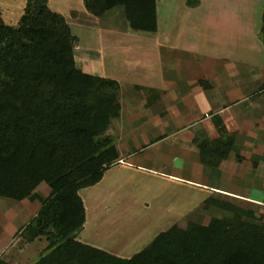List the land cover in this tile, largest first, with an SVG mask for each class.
<instances>
[{
	"label": "rangeland",
	"instance_id": "obj_1",
	"mask_svg": "<svg viewBox=\"0 0 264 264\" xmlns=\"http://www.w3.org/2000/svg\"><path fill=\"white\" fill-rule=\"evenodd\" d=\"M28 1L0 0L5 23L17 26L26 12ZM183 1L185 0H158L157 4L158 20L162 24L158 29L159 41H166L164 46L167 45L170 51H175L174 64L175 61L181 60L178 58L182 56L177 49L178 46L197 54L198 51H203L210 55L226 51L229 46L232 51H241V48L249 51L251 45L254 47L253 52L260 48L255 43V35L252 37L250 34L249 28L251 27L252 31L253 23H256L255 25L260 23L264 0H205L206 17L204 13L192 9V6L184 5ZM47 2L52 11L65 18L77 38L74 50L77 68L95 77L117 81L120 86H129L127 87L129 91H124V94L120 91L116 96L117 101L113 104L120 109V117L112 121L109 132L117 137L119 160L108 167L100 184L80 191L87 210L86 225L79 236L81 242L123 258H130L147 248L159 233L173 226L185 228L192 222L207 225L213 218L230 219L232 217L230 212L212 205L208 206V202L216 200L243 207L229 197L230 189L237 190L250 200L264 202L263 112L256 111L257 114L249 118V121L255 122L256 129L253 123L250 125L245 123L244 126L240 119L237 122L232 119L231 131H234L236 126L238 128L241 126L246 129L243 135L249 136L253 135V132H258L260 138L244 137L236 141V144L234 141L231 150L233 158L239 162L241 156L244 162L238 164L240 168L234 172V176H230V171L227 170L218 173L217 168L223 160L210 151L207 154L208 159H205L216 164L213 166L204 164L199 149V144L203 141H229L216 134L218 128H215V123L218 117L214 111L197 114L198 120L186 122L182 119L183 107H178L177 103L168 107L162 104L158 108L157 105H153L156 103L152 100L142 101L143 93L147 94L149 91L137 87L143 85L135 81L137 80L135 76L132 75L131 80L126 76L130 81L128 84L124 83L127 81L124 80L125 77H122L121 84L117 80L116 73L122 70L123 66L125 69L134 68L138 58L145 56L144 50L141 48L134 50L132 44L126 43L132 33L124 28L127 26L125 9L119 8L103 17H97L85 8L84 0ZM250 6L252 11L249 10ZM165 18H169L171 28H167ZM162 22H165L167 27ZM181 26L185 31L179 32ZM113 31L117 34L111 36ZM181 34L185 36L184 41L181 40ZM119 39H121L119 42L116 41ZM160 45L163 46L162 43ZM164 51L165 48L161 51V58L167 52ZM147 59H150L149 56ZM163 65L165 67L164 63ZM112 69L113 74L109 73ZM254 79L258 82L255 86H249L245 92L238 89L241 87L239 86L232 95L226 97V100L233 99V103H236L234 101L241 100L243 94L249 95L247 99L251 101L243 102L232 112L254 109L253 105L257 104L264 108V93L260 94L261 86H258L264 85V74L257 73ZM189 86V83H184L182 87L185 91L179 89L178 94L181 98L183 95L191 94L189 91L192 88ZM212 88L214 90L215 86ZM206 92L212 93L208 90ZM103 95L107 96L106 92ZM139 100L142 107L137 106ZM193 109L199 110L197 106ZM248 114L251 116L252 112ZM243 150L245 155L241 154ZM172 160L173 167H177L175 170L170 166ZM185 160L188 164H184ZM149 169H161L158 173L168 176ZM171 174L175 177L170 176ZM214 182L216 184L220 182L224 187L222 188L224 193L216 190ZM46 188L48 186L43 184L37 189L44 200L49 197ZM13 204L15 210H10L8 215L7 223L12 226L7 231V237L11 231L16 232L26 221L30 222L32 211L42 206L40 201H36L31 202L32 208H26L30 206L29 200L21 203L13 201ZM257 218L262 222L264 215L259 214ZM16 237V248L8 255L11 264H36L41 255L47 252L49 242L46 237L39 238L36 245H27L29 242L22 236Z\"/></svg>",
	"mask_w": 264,
	"mask_h": 264
},
{
	"label": "trees",
	"instance_id": "obj_2",
	"mask_svg": "<svg viewBox=\"0 0 264 264\" xmlns=\"http://www.w3.org/2000/svg\"><path fill=\"white\" fill-rule=\"evenodd\" d=\"M84 4L97 17L122 7L133 30L158 31L157 0ZM198 4L187 0L189 6ZM258 37L264 47V10ZM76 41L47 0H29L17 26L6 24L0 9V195L42 203L19 233L29 243L47 238V252L36 264H264V220L252 209L216 200L208 206L230 212V219L173 226L130 258L79 240L87 221L80 191L100 184L119 160L117 137L109 132L120 117L113 104L120 85L78 69ZM233 143L203 141L202 162L216 164L205 159L210 151L227 159ZM43 184L50 189L47 200L37 192ZM0 264L9 263L0 259Z\"/></svg>",
	"mask_w": 264,
	"mask_h": 264
},
{
	"label": "crops",
	"instance_id": "obj_3",
	"mask_svg": "<svg viewBox=\"0 0 264 264\" xmlns=\"http://www.w3.org/2000/svg\"><path fill=\"white\" fill-rule=\"evenodd\" d=\"M198 1H199V5L196 8L192 7V9H197V12L204 13V16L206 17L207 16V13H205L206 6L204 5L205 0H198ZM183 3L184 5H187V0L183 1ZM157 4H158V0H157ZM249 8L250 11L253 10L251 6ZM157 11L159 13L158 6H157ZM165 20L167 22L166 24L168 27L166 26L165 22L164 23L162 22L164 26L167 28H171L169 27L171 26V24L169 25L168 23L169 18L168 19L165 18ZM126 22H127L126 24L127 26L124 27L125 30L131 31L132 33V36L127 38L126 43L127 44L129 43L130 45L132 44L134 50H136L135 48L137 49L141 48L142 50H144L143 53H145V56L146 55L147 56L146 57L143 55L142 57L140 56L141 58H138L137 63L134 64L135 65L134 68L130 67L125 69V66H123V69L119 70L116 73V75L118 76L117 80H119L120 84L123 83L122 77L126 78V76H128L130 78L129 80H131L132 75L135 76V78H137V80L135 81L140 82L143 85L137 87H141L142 89H147L146 91H149L147 92V94L143 93L144 95H142V99L144 100L142 101L149 102L150 100H152L154 103H156L153 105L154 106L157 105L158 108L161 107L162 104H165L168 107L169 105L174 106V103L175 104L177 103L178 107L181 108L183 107L182 119L185 120L186 122H190V121L193 122L195 120H198L199 115L197 114H205L209 111H214L215 115L217 117H220L221 124H223L224 133L222 132L221 135L218 130L216 132V134L218 133L219 137H222V139L226 138L228 140H233L235 141L236 144V141H240L244 137L246 139L260 138V136L257 134L258 132H253V131H252L254 133L253 135L251 134L249 136L248 135L246 136V134L243 135V133L246 132V129L245 127L243 128L241 126H239V128L236 126V129L234 131H231V125L233 122L232 119H234L236 122L237 120L239 121L240 119L241 122H244L241 123L244 124V126L245 123H249L248 125H250L251 123L254 124L255 122L249 121V118L253 117L255 113L257 114L256 111L263 112V116H264V108H262L257 104L255 106L253 105L254 109H250L251 111L249 109H248L249 111L240 109L237 110V112H232L233 110L238 108L240 104H243V102L246 103V102H250L251 100L247 99L249 95L244 96V94L241 100L234 101L236 103H233V99L226 100V97L230 96V94L232 95L233 91L235 92L237 90V87L239 86L241 87L238 89H241L242 92L244 90L246 91L247 89H249V86H255V83H258L255 82L256 79H254L255 76H257V73L264 74V47L258 37L262 19L260 23H257V25H255L256 23H253L254 26L252 28V31L250 30L251 27L249 28V32L250 34H252V37L255 35V43H257L258 44L257 46L260 47L259 49L254 50V52L252 51V49L254 48L252 45L249 47V51L244 50L242 48L241 51H232L230 50L232 48L229 46L226 48V51H219V53L213 55L203 53V51H198L197 54L196 52H191L188 51L187 49H184L182 46L180 47L176 46L178 51L181 52L182 56L178 58L181 60L175 61V64L173 63L174 62L173 54L175 53V51L173 50L170 51V48L167 45L164 46L166 41L165 42L159 41L160 36L158 35L160 31L153 33L135 31L130 27L129 22L127 20ZM160 25L162 26V24H160L158 20V26H159L158 29H160L161 27ZM180 31L182 32L185 31L184 27L181 26L179 28V32ZM115 34H117V32L113 31V35L111 36H114ZM182 35L183 34H181V40L184 41L185 36ZM121 39L116 41L119 42ZM188 39H189L188 36H186V40ZM144 40H146V42ZM159 42L162 43L163 46L160 45ZM249 42L250 44H252L251 41ZM164 48L165 51L167 52L166 54H164V56H162L163 58H161V51H163ZM148 56L150 59H147ZM211 59L213 60V65H211L212 64ZM163 63L165 64V67ZM104 71H106V69ZM109 73L113 74L114 69H112ZM124 80H127V78ZM124 83L128 84L130 83V81L127 80ZM184 83L186 84L189 83L190 84L189 87H191L192 90L189 91L191 94H188L186 96L183 95L181 98L178 93H179V89L185 91V89H183L182 87ZM212 86H215L214 90H212L213 89ZM258 86H261L259 89V91H261L260 94L264 93V85L261 84ZM127 87L129 86H120L121 90H119V92L121 91V93L124 94V91H129ZM206 90H208V92L211 91L212 93L207 94ZM190 96L191 98H188ZM141 105L142 104L140 101L139 105L137 104V106L142 107ZM194 106H197L199 110L193 109ZM249 112H252L251 116L248 114ZM122 114H124V112H122ZM256 127H257L256 124H254L255 129ZM215 128L217 127L215 126ZM232 153L233 152H230L229 158L223 160L221 164L218 166V168L216 167L219 171L218 173L226 172L227 170L230 171L229 173L230 176L232 175L234 176L235 175L234 172H236L240 168L239 167L240 165L238 164H240V162H244V159H242L240 156L239 162L235 161V158H233L234 156ZM241 154L245 155L244 150L241 151ZM184 164H188V161L185 160ZM170 166L173 169L174 168L177 169V167H173V160L172 162H170ZM126 167L131 168V166H126ZM140 167L145 169V167L142 166ZM149 170L158 173L159 170L161 169L159 170L149 169ZM161 175L168 176L166 174H161ZM170 176L175 177L172 174ZM214 184H216V182H214ZM215 188L216 190H219L218 191L219 193H224V191H222L224 187L221 186L220 182L216 184ZM45 191L48 193L49 196L50 189L46 188ZM236 191L237 190L230 189V192L228 193L230 195L229 197H232L235 202L240 203L245 209L254 210L256 215L259 214L264 215V210H262L264 209V205H263L264 202L250 200L249 198L239 194L238 191L237 192ZM9 201H10L9 199H6L2 195H0V259L4 258L3 259L4 261L11 264L8 255L10 252H12V249L16 248V243H15V239L17 238L16 236H18L21 229L27 226L30 222L26 221L25 223H23L21 226L18 227L16 232L10 230L11 232L9 234V237H7L6 236L8 234L7 231L12 226V224L7 223L8 215L10 213V210H15V207L13 206L14 205L13 201L12 200L11 202ZM26 201L27 200L23 202ZM27 207L32 208L31 202H30V206H26V208ZM41 208L42 206L32 211V217H31L32 219L37 216ZM36 241L32 243H27V245H32V244L36 245ZM18 249L19 248H17V250ZM15 258L17 259V256Z\"/></svg>",
	"mask_w": 264,
	"mask_h": 264
}]
</instances>
